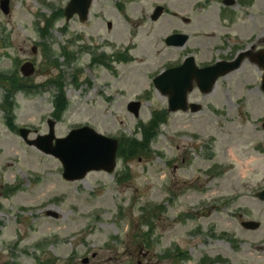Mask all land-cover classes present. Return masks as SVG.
<instances>
[{
	"label": "rangeland",
	"instance_id": "obj_1",
	"mask_svg": "<svg viewBox=\"0 0 264 264\" xmlns=\"http://www.w3.org/2000/svg\"><path fill=\"white\" fill-rule=\"evenodd\" d=\"M69 1L0 8V72L11 89H27L8 92L0 81V264H264L261 72L241 69L207 95L192 91L197 113L168 111L169 98L153 84L195 51L201 62L218 57L210 48L217 40L195 34L216 33V1L94 0L87 22L67 21ZM160 4L171 14L154 22ZM183 14L199 27L185 29ZM174 30L194 33L192 41L167 46ZM29 60L36 73L27 78L20 67ZM59 94L69 102L63 113ZM133 100L142 102L138 117L128 110ZM155 112L161 124L136 157L79 181L65 180L61 160L19 134H48L52 119L59 138L90 125L120 144L142 142ZM247 220L259 229L244 228Z\"/></svg>",
	"mask_w": 264,
	"mask_h": 264
},
{
	"label": "water",
	"instance_id": "obj_2",
	"mask_svg": "<svg viewBox=\"0 0 264 264\" xmlns=\"http://www.w3.org/2000/svg\"><path fill=\"white\" fill-rule=\"evenodd\" d=\"M93 4V0H71V3L65 9L67 20H70L75 14H79L82 21L89 18V10ZM0 6L6 14L11 10L10 0H2ZM153 16L154 20H158L164 12L163 7L156 9ZM188 36L183 34H173L168 37L166 43L168 45L184 46ZM218 64L207 69H200L194 63V57L188 58L183 66L175 67L163 72L155 78L156 87L164 95L169 96V109L171 112L183 110L187 112L190 108L193 112L201 110L200 104H188V92L192 91L194 86L192 81L197 79L203 92L208 94L211 92L221 75H225L231 66ZM32 67L26 69L25 73H33ZM141 102L133 101L129 105V110L133 111L136 116L140 115ZM50 131L48 134L39 138L30 139L31 130L21 128L20 135L29 146H35L41 151L59 158L63 163L65 180L79 181L84 178L90 171L112 172L117 164V153L119 150V140L113 137H108L100 132H97L91 126L80 127L71 130L66 138H58L55 135L56 121H49ZM264 200V190L257 193ZM54 217H58L55 212H49ZM245 228L259 229L260 222L247 221L243 223ZM90 260L86 258L84 263Z\"/></svg>",
	"mask_w": 264,
	"mask_h": 264
},
{
	"label": "flooded vegetation",
	"instance_id": "obj_3",
	"mask_svg": "<svg viewBox=\"0 0 264 264\" xmlns=\"http://www.w3.org/2000/svg\"><path fill=\"white\" fill-rule=\"evenodd\" d=\"M215 1L217 8L213 18L214 24L217 25L216 29L214 27L216 33L211 34L207 32H196L195 34H197L200 39H216V46H210V48L215 49V52H218V57H212L207 62H201L197 59V63L201 67L216 65L218 62L224 64V67L233 65L231 70H229V72H227L225 75L221 76L219 80L230 78V76H235L237 72H241V69L246 70V73H250L249 71L251 67L255 69L259 67L254 61L257 54L264 52V28L262 29L261 35H258V37H255L256 32L254 31V28H260L259 26H264V7H258L257 4H246L247 0ZM186 16L189 17L188 15ZM183 17L184 16L180 17V20L182 23L184 22L185 29L193 27L194 22H196L197 26L199 27V23L193 20V18L186 19L185 17L184 19ZM192 34L194 33L189 34V42L192 41ZM188 41L187 43H189ZM196 53L192 54L196 56ZM112 56L118 60L114 55ZM117 56L121 55L118 53ZM237 60H239V62L235 63ZM96 61L98 60L96 59ZM233 62L235 64H233ZM182 63L183 61L175 63L174 66L182 65ZM260 72L262 74L260 86L262 87L264 69L260 68ZM193 86V92L198 90L202 93V89L199 86L197 80H194Z\"/></svg>",
	"mask_w": 264,
	"mask_h": 264
},
{
	"label": "trees",
	"instance_id": "obj_4",
	"mask_svg": "<svg viewBox=\"0 0 264 264\" xmlns=\"http://www.w3.org/2000/svg\"><path fill=\"white\" fill-rule=\"evenodd\" d=\"M0 81H3L5 83H7L6 84L7 86L9 84V91L8 92H11L13 90V88L16 90V92H19V90H21V91L23 90L24 92L27 91V89L23 85H20L18 87L14 86L11 89V86L12 85H11V82H10V75L8 73L5 74V73L0 72ZM9 96H10V94H8V97ZM55 102H59L60 103V106L57 107V111L56 112L57 113H63V112H65V110L67 109L68 104H69V102L67 101V99L65 98V96L59 94V96L56 97ZM9 112H10V110H9ZM156 115H157V112L154 113V116H153V118L151 120L152 122H150V125H149L150 126L149 129H147V126L146 125H143L144 128L142 127L143 130H141V131L145 135L146 140L144 138V140L142 142H140L137 139H132V140H130V141L124 143V144L121 141V144H120L121 145V148H120L119 154H118L119 157H121V158L123 157L125 160L126 159L127 160L132 159L133 157H136L137 156V154L140 152L141 149L144 148V145L145 144L149 145L148 142H149L150 136H151V140H152L153 137L155 136V134H154L155 129L157 127H159L160 124H161V123H159V120H157Z\"/></svg>",
	"mask_w": 264,
	"mask_h": 264
}]
</instances>
